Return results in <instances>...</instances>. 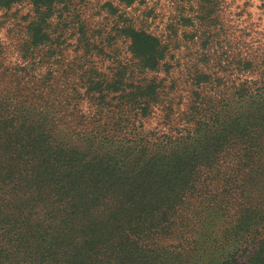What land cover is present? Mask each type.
I'll return each mask as SVG.
<instances>
[{
  "label": "rangeland",
  "instance_id": "obj_1",
  "mask_svg": "<svg viewBox=\"0 0 264 264\" xmlns=\"http://www.w3.org/2000/svg\"><path fill=\"white\" fill-rule=\"evenodd\" d=\"M129 29L160 41L155 69L148 65L149 50L133 48ZM254 56L258 61L264 56V0H53L50 4L0 0V99L28 107L34 114L53 116L55 135L63 144L90 154L121 156L124 161L134 158L133 164L145 162L148 151L126 149L139 145L127 142L130 135L139 132L140 144L147 149L168 136L182 138L177 130L191 124L185 114L194 98H201L203 107L210 102L216 109L227 105L233 86L245 78L237 61ZM114 74L131 86L120 85L102 99L86 92L92 78L110 80ZM194 75L205 78L197 82ZM148 86H155V91ZM263 100L264 92L255 98ZM15 121L14 128H2L18 129L20 136L14 142L30 144L21 141L27 131L16 127L21 120ZM110 122L117 123L120 134H113ZM230 129L228 125L219 131ZM177 164L155 161L115 179L38 176L27 188L43 206L47 200L63 201L68 195L83 202L101 196L104 210L113 216L86 222L89 241L82 247L83 255L95 243L113 237L117 244L123 241V234L116 235L115 229L139 234L156 227L168 235L167 226L195 239L172 255L148 252V264H218L240 244L243 256L255 251L264 238V223H256L263 220L264 207L234 215L223 203L194 200L184 190L179 191L180 202L182 195L169 192L182 182ZM261 170L247 180L256 199L264 190V166ZM88 180L94 186H85ZM152 219H164V226L152 225ZM168 242L171 239L153 244L158 248ZM121 250L116 259L138 260L129 248ZM81 264L92 263L86 259Z\"/></svg>",
  "mask_w": 264,
  "mask_h": 264
},
{
  "label": "trees",
  "instance_id": "obj_2",
  "mask_svg": "<svg viewBox=\"0 0 264 264\" xmlns=\"http://www.w3.org/2000/svg\"><path fill=\"white\" fill-rule=\"evenodd\" d=\"M33 1L38 4L53 2ZM126 33L131 37L134 49L144 50L146 53L150 51L148 65L155 69L157 62L154 56L160 52V41L144 31L129 29ZM237 64L245 78H241L233 86V96L229 103L216 109L214 102H210L209 107H203L201 98H194L189 113L185 114L189 116L186 123L191 124L177 130L183 135L182 138L178 136L171 139L168 136L162 144H150L147 149L140 144L143 138L139 132L130 135L127 142L139 145L128 146L126 149L148 151L147 160L141 165L133 164L134 158L124 161L121 156L90 154L78 146L63 144L55 135L53 116L49 117L41 112L34 114L28 107L11 105L0 99V262L81 264L87 259L92 264H109L112 261L118 264H148V252L158 250L161 251L160 256L163 252L172 255L171 252L187 248L192 239H195L188 238V232L178 234L179 230L177 232L168 226V235L156 227L139 234H130L129 229L121 228L118 231L115 229V233L123 234V241L117 244L118 238L113 237L105 243H95L94 247L88 246V256L83 255L85 250L82 247L89 241L86 222L110 220L113 212L104 210L106 202L101 201L100 195L92 196L88 202L68 195L63 201L47 200L44 206L40 205L43 201H37V196L27 188L38 176L48 177L50 180L97 176L115 179L123 172L139 170L146 165L152 166L155 161H176L183 173L179 178L182 182L177 189L170 187V194L178 195L179 191L184 190L186 196L190 195L194 200L207 199L223 203L234 215L245 209L261 211L264 207V190L256 199L247 180L253 176V171L258 170L261 174L264 166V144H260L264 139V100L255 101L264 92V56L259 61L257 56L240 58ZM119 77L114 74L110 80L92 78L86 86V92L93 98L102 99L115 92L120 85L131 86ZM204 78V75L193 76L197 82ZM148 88L155 91V86ZM196 96L200 97L199 93ZM35 116L36 119H33ZM18 119L21 121L16 127L27 131L21 141L30 140V144L14 142L20 136L18 129H12L15 127L14 121ZM109 124L114 135L120 134L116 122ZM234 124L238 128L234 129ZM5 125L12 128L3 129ZM32 125L35 127L28 130ZM228 125L231 127L230 131H219ZM85 186L89 188L94 184L88 180ZM169 195L165 197L167 200L170 199ZM180 195L182 202L183 194ZM53 203L55 206H49ZM262 217L263 220H256L257 225L264 223L263 214ZM150 221L152 225L162 227L165 223L164 219L161 222L155 219ZM135 226L141 224L137 223ZM169 239L171 242L161 244L158 248L155 247L158 244H153ZM78 243L82 245L77 246ZM240 245L235 246L234 253L218 264H264V238L257 249L246 256L239 254ZM121 247L129 248L132 254L137 255L138 260L124 262L116 259L122 253Z\"/></svg>",
  "mask_w": 264,
  "mask_h": 264
}]
</instances>
